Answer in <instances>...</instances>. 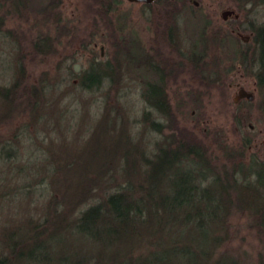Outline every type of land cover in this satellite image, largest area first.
<instances>
[{"label":"trees","instance_id":"obj_1","mask_svg":"<svg viewBox=\"0 0 264 264\" xmlns=\"http://www.w3.org/2000/svg\"><path fill=\"white\" fill-rule=\"evenodd\" d=\"M89 1L105 31L116 32L112 18L121 1ZM246 1L248 13L264 17V0ZM28 2L0 3V12L7 9L0 16V44L10 52L0 70V130L24 119L10 135L0 133V264H241L225 249L235 212L249 217L262 246L255 264H264V161L249 151L250 140L240 136L228 145L224 136L214 140L176 128L164 74L156 68L141 84L142 108L128 112L127 96L117 91L121 71L114 54L102 68L90 63L78 76L67 69L65 93L56 95L44 74L29 81L17 36L3 29L4 16L22 17ZM140 5L149 9L152 29L164 30L156 31L158 43L172 48V28L162 23L188 0ZM234 22L249 41L232 36L231 69L255 80V106L264 118V21L244 20L246 28ZM227 38L213 40L220 46ZM205 41L191 44L188 61L179 56L176 72L188 65L199 86L213 88L217 73L210 72L209 84L199 72ZM50 45L46 38L29 43L32 61L46 57ZM234 122L240 124L237 116Z\"/></svg>","mask_w":264,"mask_h":264},{"label":"rangeland","instance_id":"obj_2","mask_svg":"<svg viewBox=\"0 0 264 264\" xmlns=\"http://www.w3.org/2000/svg\"><path fill=\"white\" fill-rule=\"evenodd\" d=\"M3 1L0 0V3ZM120 1L122 4L116 8L115 16L112 18L117 28L116 32L105 31L101 18L93 15L95 9L91 8L89 0H29L22 17L18 18L14 14L5 15L3 29L17 36L20 49L25 56L28 80L35 84L37 78L44 74L53 87L56 85L54 89L56 95L58 90L65 93L67 69L72 70L71 67L77 66L78 74L74 76H78L88 71L90 63L99 64L98 66L102 68L103 64L111 61L114 54L115 59L120 62L121 71L117 91L127 96L123 107L128 112L136 114L142 108L140 95L144 87L141 84L145 79L148 81L153 79L149 70L156 68L164 74L163 94L166 96L176 128L180 131L188 130L194 135L202 131L203 134H210L214 140L224 136L223 140H226L228 145H235L240 136H243L251 142L249 151L254 153L258 161H264V118L257 105L255 106V102H259L254 89L256 82L250 76H241L231 69L232 46L235 44L232 36L237 34L234 29L237 23L234 21L238 20L242 23V28H246L248 25L243 22L244 20L259 25L264 21V17L255 11L248 13L250 6L246 0H193L197 4V9L188 6L194 17L190 19L185 13L180 16L178 29L174 28L171 31L173 41H170L172 48L169 49L157 40V35H163L164 30L160 28L154 30L150 22H147L150 19L149 9H143L140 4L133 5ZM236 8L242 9L241 12L237 13ZM5 10L7 9L2 8L0 16ZM226 10L237 15L236 19L231 15L223 22L220 14ZM121 20L125 26L120 24ZM227 35L230 39H224L220 46L216 45L213 38L216 37L220 41L222 36ZM120 37L124 38L123 43ZM45 38L51 43L48 49H44H47L48 54L43 58L37 55L32 61L28 54L29 43ZM200 38L206 41L200 45V48L204 47L201 51H204L202 61L205 64L199 66V72L206 73L201 79L207 76L209 84L213 81L210 72L217 73L219 81H214L213 88L207 86L206 82L199 86L197 72H190L188 65L182 72H176L175 62H179L181 58L188 61L191 44ZM112 42L120 46L119 51L112 47ZM8 49L4 44H0V70L5 60L10 58ZM165 61L169 66L163 64ZM171 68L175 70L170 74ZM239 88L251 92L254 97L252 105H245L242 101L239 104H232L235 90ZM96 96L100 103L103 96L102 88ZM263 97L264 92L260 99ZM61 106V109L64 108ZM70 108L75 111L78 109L75 104ZM79 111L81 112L80 109L77 112ZM78 115L80 114H77L75 119L82 117ZM236 116L240 124L234 122ZM23 120L20 117L18 121H12L7 129H1L0 133L10 135ZM164 133L168 135L170 131L164 129ZM172 133L174 134L175 130ZM217 133L218 138H215ZM217 159L222 160L221 157ZM249 224V217L235 212L231 215L228 225L231 239L225 249L229 257L232 255L239 257L241 264H255L256 254L260 253L262 248L258 236L255 235V229L250 228Z\"/></svg>","mask_w":264,"mask_h":264},{"label":"water","instance_id":"obj_3","mask_svg":"<svg viewBox=\"0 0 264 264\" xmlns=\"http://www.w3.org/2000/svg\"><path fill=\"white\" fill-rule=\"evenodd\" d=\"M124 3H129V4H133V5H137V4H143L144 6H147L148 4H151L152 1L154 0H123ZM193 5L197 6V4H195V2L193 3ZM232 15V18L236 19L237 15H235L232 11L231 12H227L226 11H223L221 12L220 14V17L222 20H226L228 19L229 17H231ZM236 37L237 39H239V41L241 43H247L249 41V38L248 36L246 35H240V34H236ZM77 66H74V67H71L72 68V71H73V74H78V68H76ZM235 94L232 98V104L235 105L237 103H239L240 101H246V102H253L254 100V97L253 95L251 94V92H247V91H244L242 89H237L235 90Z\"/></svg>","mask_w":264,"mask_h":264},{"label":"flooded vegetation","instance_id":"obj_4","mask_svg":"<svg viewBox=\"0 0 264 264\" xmlns=\"http://www.w3.org/2000/svg\"><path fill=\"white\" fill-rule=\"evenodd\" d=\"M195 1L193 0H188V5H191L193 8L197 9V6L193 5ZM196 4V3H195ZM189 6H187L186 8L184 7H180V8H177V9H172L171 12H170V21H169V24L165 25V23H162V26L165 27L167 29V27L169 28H172V29H178V25H179V18L181 15H183L184 13L188 15V18L190 19H193V12L192 10L189 9ZM150 12V11H149ZM148 12V13H149ZM221 19V17H220ZM222 20V19H221ZM224 22V20H222ZM169 25V26H168ZM173 41V39H171ZM242 102H245V101H242Z\"/></svg>","mask_w":264,"mask_h":264}]
</instances>
